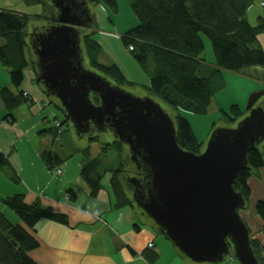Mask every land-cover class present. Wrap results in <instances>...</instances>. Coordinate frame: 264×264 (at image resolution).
Listing matches in <instances>:
<instances>
[{
  "label": "trees",
  "instance_id": "1",
  "mask_svg": "<svg viewBox=\"0 0 264 264\" xmlns=\"http://www.w3.org/2000/svg\"><path fill=\"white\" fill-rule=\"evenodd\" d=\"M29 1L44 2L45 0ZM104 1L112 9H118L116 0ZM261 1L127 0L138 18V24L126 30L121 39L126 48L134 47L131 53L141 69L148 74L150 78L148 85L128 80L118 64L103 61L104 53L95 39L96 33H85V29L81 32L83 54L87 57L90 68L113 84L120 87L143 86L148 92L160 97L179 112L205 115L209 112L215 95L226 87L225 72L240 73L249 67L264 69V49L259 40V36L264 34V13L258 17L255 24L248 20L250 8L257 3L260 4ZM89 2L92 7L97 0H89ZM52 7L54 8L53 5ZM29 19L28 15L0 9V61L9 71L14 87V89L10 87L0 89V101L6 110L4 119L8 121L14 119L15 109L24 104L34 103L33 97L25 96V91L21 89L26 70L34 71L35 80L38 75L37 58L28 31ZM36 19L46 20V24L37 25L35 29L55 24L54 17H46L43 13L36 15ZM204 36L211 41L214 61L207 60L204 55L206 49ZM43 91L47 95L44 87ZM91 98L95 104L100 103L97 93H93ZM43 102L47 104L46 100ZM57 107L62 110L66 118V112L60 101ZM220 111L221 119L226 122H237L248 113L237 104L231 106L230 112L223 108ZM174 121L178 144L185 150L201 153L204 144L199 141L187 118L179 113ZM65 123L69 121L66 119ZM69 125L72 127L70 123ZM61 126L62 123L57 121L54 127L42 130L40 135L45 132L56 134L55 129H60ZM97 131L101 130L97 129ZM85 136H88L92 142L99 141V136L94 133ZM111 145L117 150L118 161L110 166L103 162L101 156H92L90 147L80 149L81 154L84 155L80 174L89 188L90 195L96 197L104 189L102 184L104 177L111 173L110 187L115 198L113 208L135 209L137 205L133 199V185L128 182V178L142 177L144 172L131 161L130 152L125 144L115 138L112 143H105V151L110 150ZM42 159L50 169H54L62 161L56 153L50 151H44ZM247 161V166L240 170L233 185L246 201L245 207L239 208L238 211L251 205L262 221L259 232H264V200H258L252 205V189L249 184L250 179L264 168V151L259 145L249 149ZM0 168L11 169L9 159L4 154H0ZM68 194L73 199L77 196L72 189ZM2 201L17 213L21 222L13 223L0 212V264H39L30 256V252L40 245L33 234V229L44 219L67 223V216L43 205L40 200L28 203L24 195H15ZM139 210L142 211L140 208ZM142 213L145 214L143 211ZM242 219L245 221L244 218ZM246 224L248 225V222ZM156 228L170 240L162 228L157 225ZM248 228L251 246L259 262L264 264V249L261 241L255 237L250 225ZM230 246L232 247L231 243ZM155 257L156 254L150 257V260Z\"/></svg>",
  "mask_w": 264,
  "mask_h": 264
},
{
  "label": "water",
  "instance_id": "2",
  "mask_svg": "<svg viewBox=\"0 0 264 264\" xmlns=\"http://www.w3.org/2000/svg\"><path fill=\"white\" fill-rule=\"evenodd\" d=\"M49 2L58 13L56 24L30 33L36 81L60 101L76 134L109 130L129 147L131 161L144 172L128 178L137 207L185 257L219 264L233 252L239 264H261L238 211L246 201L233 185L248 164L249 149L264 141V101L255 106L264 90L250 96L248 113L236 127L215 129L201 153L185 150L174 119L159 103L84 66L80 28L94 26L89 0Z\"/></svg>",
  "mask_w": 264,
  "mask_h": 264
},
{
  "label": "crops",
  "instance_id": "3",
  "mask_svg": "<svg viewBox=\"0 0 264 264\" xmlns=\"http://www.w3.org/2000/svg\"><path fill=\"white\" fill-rule=\"evenodd\" d=\"M263 2V0L260 2L259 7L254 5L250 8L248 15L252 12L258 17L261 16L264 13L261 9V7L264 9ZM94 6L95 15L98 17L95 23L98 34H95V39L97 38L103 51L108 47L113 50L110 60L120 66L128 80L148 85L150 78L140 80L141 67L122 45L121 36L126 30L120 34L110 17L113 27L110 25L104 27L103 22L108 25L104 21L108 16L107 11L101 0H97ZM118 11L119 8L113 9L116 14ZM248 20L251 23L255 21L250 18ZM259 40L262 43L264 34L259 36ZM125 55L129 57L128 63ZM124 65L125 68L131 65L136 74L134 76L128 74ZM3 67L0 65V89L4 87L14 89L6 70L2 71ZM255 68L264 78V69ZM7 72L9 73L8 70ZM27 77L28 81H24L22 88L33 97V104H24L15 109L14 119L8 121L4 119L6 110L0 101V154L8 157L12 169L0 168V212L12 222L16 221L11 216L14 211H10L2 199L24 195L26 202L40 200L43 205L65 214L68 219L67 223L41 220L33 229V234L40 245L30 252V256L39 264H204L195 263L183 256L174 244L158 231L155 223L145 219L140 211H135L131 207L114 209L115 198L110 186L103 185L104 189L96 197L90 195L89 188L80 174L83 159L79 160L81 152L75 142V136L78 135L69 124L65 125L57 118L53 125L50 124V120L55 116L53 111L46 112L50 101L46 100L47 95L39 85L32 84L35 77L32 69L28 70ZM262 88L264 79L257 87ZM44 100L47 104L43 102ZM57 121L61 122L62 126L55 129L56 134L49 132L48 135L45 132L40 135L42 130L54 127ZM32 131L35 136L32 135ZM32 136L38 143L35 142L36 147L33 149ZM26 138L31 141L30 149L25 145ZM44 151L56 153L62 159L59 166L50 169L42 159ZM73 160L76 170L70 174L68 163ZM57 169L62 171L61 175L55 174ZM249 184L252 189V205L258 200H264V168L250 179ZM70 189L77 193L75 199L68 194ZM254 216L257 218L256 224L251 223L246 214L242 215L252 229L257 227L255 237L260 239L264 249V232H259L262 221L256 213ZM17 221L20 223V218ZM149 243H153L154 247L150 248ZM154 254L156 257L150 260ZM227 262L239 264L235 263L233 255H230Z\"/></svg>",
  "mask_w": 264,
  "mask_h": 264
},
{
  "label": "rangeland",
  "instance_id": "4",
  "mask_svg": "<svg viewBox=\"0 0 264 264\" xmlns=\"http://www.w3.org/2000/svg\"><path fill=\"white\" fill-rule=\"evenodd\" d=\"M116 1H117L118 8H119L118 14L114 13L113 9L110 6H108L104 0H101L103 7L106 9L107 14H108V16H106V18L104 19V21L107 22L108 25H106L104 22L102 23V25L104 27H108L109 25L111 27H113L111 25L110 20H109V17H110L111 21L116 24L117 31L119 29L118 32L120 34H122V32L124 30H129V29L136 27L138 24V18L136 16V14L134 13V11L132 10V8L130 7L127 0H116ZM256 6L259 7V3H257ZM0 9L9 10V11L21 13L24 15H28L30 17L29 26H28V31L30 33H33V31L37 25L39 26V25H43V24L45 25L46 24V20H42V19L37 20L36 15H39V14L41 15L43 13L44 16L50 17V18L55 17V16L57 17V15H58L57 10L52 7V3H50L49 0H45L44 2H32L29 0H0ZM95 9H96V7L92 6V15H93L94 26L91 28H86L84 31L85 33H91V32L97 33L98 29H97V26L95 25V23H97L98 17L95 15ZM261 9L264 10L262 7H261ZM99 14H100V10H99ZM248 16H249L248 18H250L251 20L252 19L255 20L254 24L257 22L258 15H256V14L254 15L251 12V13H249ZM204 40L206 43V49H205L204 55L207 58V60L214 61L215 56H214V51H213L211 41L205 36H204ZM121 42H122V40H121ZM260 44H261L262 48L264 49V40H262V43H260ZM82 45H83V43H82ZM122 45L124 48H126V46L123 44V42H122ZM126 49L128 51V54L130 55V57L135 60V58H134L133 54L131 53L129 47ZM103 53H104L103 61L112 62L110 60V57L113 54V50H111L108 47L107 49L106 48L104 49ZM125 56H126V62L128 63L129 57L127 55H125ZM0 65H1V67H3L1 64V61H0ZM84 66L87 69L92 70L88 64V59L85 56H84ZM124 68H125V65H124ZM1 69H2V71L6 70V73H7L8 77L10 78V75L7 72V69H5L4 67ZM28 70H26V72H25V74H26L25 81L26 82L28 81V77H27ZM125 70L131 76H134L136 74V72L134 71V69L131 65H129L128 67L126 66ZM139 76H140V80L141 79L145 80V77L149 78L147 73H145L143 70L141 72V68L139 70ZM224 77H225L226 87L223 90L219 91L215 95L213 104H212L209 112L205 115L193 114V113L187 112V111L179 112L174 107H172L170 104H168L167 102L162 100L160 97L148 92L143 86H135V87L123 86L122 88L125 89L127 92H130V93H132L138 97H142V98L150 97V98L154 99L157 103H159L162 106V108L173 119H175V117L179 113L183 114L185 116V118H187V120L191 123V126L194 130V133L198 137L199 141L203 142V144H204L203 149H205L207 144H208V141L210 139V136L215 129H217L219 127H227V128L236 127L238 122H239V121H237V122H226L225 120H222L221 119L222 114H221L220 109L223 108L226 111L230 112L231 106L237 104L243 110H246L250 96L255 92H259V91L264 90V88L257 89L259 83H261L264 78L262 77V73L260 74V72L255 67L245 68L240 73L225 72ZM142 82H145V81H142ZM32 84L35 86H38V84L36 82H34V80H32ZM39 86L43 90V87H44L43 84H40ZM21 89H23V88L21 87ZM46 100L50 101V103L48 104V107L46 108V109H48L46 112H52L53 111V114L56 116V117L55 116L52 117V120H50V124L53 125L55 123V120H56L55 118H57V119H59L65 123V121H66L65 115L62 112V110L59 107H57L59 100L54 96H47ZM263 101H264V96L260 98L258 103L263 102ZM46 112H45V115H47ZM68 124L69 123H65V125H68ZM47 134L49 135L50 133H47ZM94 134L99 136V141L92 142L88 136H84V137L75 136V142H76L77 146L80 149H87L88 147H90L92 154H93L92 156H101V159L103 160V162L109 166L116 164L118 161V153H117L115 146L114 145L109 146L110 150H108V151H105V149H104L105 143H112L115 140L114 133L111 131L107 132V131H97L96 130L94 132ZM32 135H34V131H32ZM34 136H32V149L34 147H36L35 142L37 143V141L34 140ZM37 136L39 137L38 134H37ZM45 138H47V136H45ZM51 138L53 139V137H51ZM51 138H49V139H51ZM52 139H51V141H52ZM24 142H25L26 147H28L30 149L31 141H28V139L26 138L24 140ZM263 145H264V141L259 145V147L262 151H264ZM125 146L129 151L130 150L129 147L127 145H125ZM32 153H33V150H32ZM83 157H84V155L79 154V160H81ZM70 159H72V158H70ZM74 161L75 160L70 161L68 163V165H69L68 170H70V174H73L74 171L76 170V167H75L76 165H75ZM57 166H59V165H57ZM110 176H111V173H108L104 177V179H103V185L104 186L105 185L110 186ZM10 211H13V210L10 209ZM135 211H140V210L138 207H136ZM140 212L142 213V211H140ZM12 213L13 214L11 216H13L16 219V221H13V223H17L19 216L17 215L16 212H12ZM254 213L255 212L253 211V208L251 207V205H249L248 208H246V209L240 210V214H242V215L246 214V216L248 217V220L250 219L251 223H254L256 221L255 219H257L254 216ZM242 215H241V217H242ZM142 216L145 219H147L148 221L153 222V220L150 217H148L146 214L142 213ZM255 224H256V222H255ZM256 228L257 227H255V229H253V232H256L258 230ZM230 255H233V257H234V253L230 252L229 254H227L225 256L224 262H221L219 264L228 263L227 261H229ZM235 263H239V261L237 259H235ZM204 264H210V263H204Z\"/></svg>",
  "mask_w": 264,
  "mask_h": 264
},
{
  "label": "built area",
  "instance_id": "5",
  "mask_svg": "<svg viewBox=\"0 0 264 264\" xmlns=\"http://www.w3.org/2000/svg\"><path fill=\"white\" fill-rule=\"evenodd\" d=\"M263 4H264V3H263ZM129 49H130V51H132V50L134 49V47H133V46H130ZM24 95H25V96H28L29 93H28L27 91H25ZM61 173H62V171H61L60 169H57V170L55 171V174H56V175H61ZM149 247H150V248H153V247H154V244H153V243H149Z\"/></svg>",
  "mask_w": 264,
  "mask_h": 264
},
{
  "label": "flooded vegetation",
  "instance_id": "6",
  "mask_svg": "<svg viewBox=\"0 0 264 264\" xmlns=\"http://www.w3.org/2000/svg\"><path fill=\"white\" fill-rule=\"evenodd\" d=\"M56 18H57V17L55 16V17H54V19H55V20H54V21H55V24H56V22H57V21H56ZM43 28H44V27H43ZM43 28H41V29L36 28V29H34V30H36V31H40V30H42ZM84 29H86V28H80V31L82 32ZM81 46H82V42H81ZM257 105H263V102H260V103L257 102V103L255 104V106H257ZM92 128H94V127L92 126ZM92 130H93V129H92ZM95 131H96V130H95ZM95 131H94V132H95ZM90 133H91V132H90ZM90 133H88V134H90Z\"/></svg>",
  "mask_w": 264,
  "mask_h": 264
}]
</instances>
